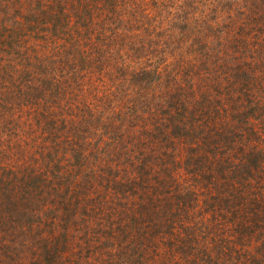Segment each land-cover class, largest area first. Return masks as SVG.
<instances>
[{
  "label": "trees",
  "instance_id": "obj_1",
  "mask_svg": "<svg viewBox=\"0 0 264 264\" xmlns=\"http://www.w3.org/2000/svg\"><path fill=\"white\" fill-rule=\"evenodd\" d=\"M33 1L0 0V102L30 117L34 107L44 141L24 147L25 165L4 160L13 145L0 152V264H105L92 255L108 264H264V0H215L203 17L199 0H182L172 24L200 64L161 53L153 67L123 63L122 75L105 57L106 36L81 47L92 34L81 24L87 9L73 1L67 15L62 0H47L37 11ZM100 1L106 19L133 2L142 8ZM220 11L234 12L233 26L252 25L231 35L216 26ZM53 35L62 41L49 51ZM164 76L168 88L154 101L137 98ZM128 88L134 99L118 109L116 89ZM3 122L18 124L0 112ZM99 178L112 183L105 199L87 189Z\"/></svg>",
  "mask_w": 264,
  "mask_h": 264
},
{
  "label": "rangeland",
  "instance_id": "obj_2",
  "mask_svg": "<svg viewBox=\"0 0 264 264\" xmlns=\"http://www.w3.org/2000/svg\"><path fill=\"white\" fill-rule=\"evenodd\" d=\"M61 4L68 9V7L72 6V2L74 5L77 4V2L80 4L82 10L87 9L84 11L82 15V26L83 28H89L91 33L90 35L83 37V44L81 47L84 50H88L90 47L89 43H85L88 41L91 36L96 37L97 33L100 35L106 36L103 38V42L105 43V47L107 48L106 55L108 60H110L113 65L110 67V69L117 70L116 75H122L123 63L129 65L127 66V70H133V69H140L143 66L145 67H153L156 64L153 65V63H156L157 59L159 58V55L162 53H166L169 57L170 61H177L181 63L183 61H186L188 65L198 66L200 64L199 60H197V57L193 50H191L190 43L188 42H180L178 39V31L175 25L172 24V21L174 20V16L180 12L183 11L182 7H179V4L182 2V0H165L167 4L161 3L160 4H152L147 2V0H137L141 2L140 6L141 9H137L138 3L133 2V4H128L127 9L123 13H112L110 19H106V10L102 11V2L100 0H62ZM122 0L116 1L118 4V8L124 7L126 3H120ZM199 10L200 12L196 11L197 17H203L204 15H207L208 13L212 14L213 11H211L212 7H215V0H199ZM29 3V2H27ZM246 3H252V0H246ZM34 9L39 10L40 7H46L47 8V0H34ZM253 4V3H252ZM87 5L86 7H83ZM254 5V4H253ZM203 6V7H202ZM255 6V5H254ZM264 6V4H262ZM158 7V9H157ZM202 7V8H201ZM261 10V9H259ZM68 11H70L68 9ZM254 11H256L254 9ZM264 12V8H263ZM109 14V12L107 11ZM233 11H220L221 18L220 22H218L217 27L221 24H224L226 28L232 29L231 35L236 32V35H239V32L237 31L239 27H242L245 30V26L249 29L252 25L251 22L244 23L242 22V19H239L236 26H233V21L235 20L233 17ZM71 14L67 13V15ZM66 15V13H65ZM190 15V14H189ZM193 15V13H191ZM236 16L238 18V14L236 12ZM123 17L125 18V23L118 26L116 23L117 21L115 18ZM72 24L73 21H75L76 16H70ZM146 20H145V19ZM67 19V18H66ZM149 19L152 20V22H149ZM261 21L264 20V15H261L260 18ZM74 23V22H73ZM202 23V22H201ZM254 23V22H253ZM200 24V23H199ZM198 24V25H199ZM204 24V23H202ZM242 25V26H241ZM202 27V25H200ZM191 30L190 37L191 39L197 35L193 32L192 28H189ZM226 30L223 34H227ZM38 33L40 40H42L43 30L36 31ZM225 38V37H224ZM231 38H234L231 36ZM53 39V44L48 43V49L51 51V46H59V43L62 41V39L58 35H53L50 40ZM139 39L143 40L142 43H140ZM226 39V38H225ZM139 41L138 44L135 45L134 50H137V52L134 54V56L129 57L125 53H127V47L130 46L128 41ZM119 48V49H118ZM138 48V49H137ZM46 49L44 51H46ZM145 49V53L140 56V52ZM54 50V48H53ZM119 50V51H118ZM141 50V51H138ZM148 50H150L152 53H148ZM119 52L120 56H119ZM176 53V55L172 53ZM159 54V55H158ZM225 60V56H223ZM214 58V57H213ZM186 59V60H185ZM199 63V64H198ZM126 67V66H125ZM119 71V72H118ZM91 76H95L92 74ZM197 79V74L195 76ZM126 76L120 78V83L123 87H125L128 84V80H126ZM166 77L164 76L162 78V81L160 80V83H157L155 88H148L147 90L143 91L142 95H137V98L139 100L141 99H149L151 102L154 101V94L153 91L158 88V91L162 93V90H166L168 87L165 88L167 85ZM197 83L201 84V80L197 79L195 88L197 89ZM161 84V85H160ZM110 86H108L109 88ZM165 88V89H164ZM129 88L127 92L125 91H118L116 89L115 95V104L116 107L119 109L121 107V110H125V101H133V97L129 93ZM187 90V89H186ZM190 92V90H188ZM194 92V91H191ZM195 93V92H194ZM123 98V100L121 99ZM156 100V99H155ZM26 106V104L22 103ZM3 106V104L0 102V108ZM0 112H4V114L10 116L12 115V118L15 119V122L18 124H10V123H4V128L0 127V152L2 150H5L6 147H8L9 144L13 145V148L10 147L7 152L10 157L4 159L5 161L9 160L11 164L15 165L19 163L20 165H25V163L28 164L29 161V155L31 153L25 150V146L33 147L31 144L33 143L35 145L34 151L38 146H42L41 143H43V139L41 138L43 136L42 133H40L38 124L36 123V119H38V116H35V112L37 111L32 107V117H30L28 114L21 112L18 107H15L13 109H9V106H3L2 110ZM112 112V111H111ZM136 113V112H135ZM11 114V115H10ZM14 121V120H13ZM0 125H3L0 123ZM4 130V131H3ZM11 132V133H9ZM8 133V134H7ZM36 135H39L40 137H37ZM41 142V143H40ZM22 146V147H19ZM1 157V156H0ZM3 160V161H4ZM90 167L89 169H91ZM97 168V167H96ZM124 171H122L123 173ZM118 175V174H117ZM84 188V187H83ZM89 192L95 196L98 195L100 198L105 199V195L108 194L112 189V183H108L106 178H99L98 181L93 184L92 188L89 186L87 187ZM115 199H112L110 202H102L101 205L96 207V211L99 212L102 210H107V208H110V205L112 204L114 206ZM46 232V229L44 230ZM100 250V249H97ZM97 256L103 257L105 259V264H108V261L111 259L108 255H92L91 257L97 258ZM113 262H115L113 260ZM96 264H99V262H96Z\"/></svg>",
  "mask_w": 264,
  "mask_h": 264
}]
</instances>
